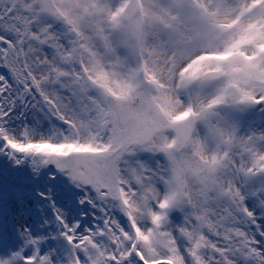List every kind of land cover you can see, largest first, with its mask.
<instances>
[{"label": "snow or ice", "instance_id": "1", "mask_svg": "<svg viewBox=\"0 0 264 264\" xmlns=\"http://www.w3.org/2000/svg\"><path fill=\"white\" fill-rule=\"evenodd\" d=\"M0 159V264H264V0H0Z\"/></svg>", "mask_w": 264, "mask_h": 264}, {"label": "rangeland", "instance_id": "2", "mask_svg": "<svg viewBox=\"0 0 264 264\" xmlns=\"http://www.w3.org/2000/svg\"><path fill=\"white\" fill-rule=\"evenodd\" d=\"M8 167L9 172H11V167L6 164L5 161L0 159V174H3L5 168ZM3 205L0 203V209H2ZM11 211H16V208H12Z\"/></svg>", "mask_w": 264, "mask_h": 264}, {"label": "bare ground", "instance_id": "3", "mask_svg": "<svg viewBox=\"0 0 264 264\" xmlns=\"http://www.w3.org/2000/svg\"><path fill=\"white\" fill-rule=\"evenodd\" d=\"M16 211H17V209H16Z\"/></svg>", "mask_w": 264, "mask_h": 264}]
</instances>
